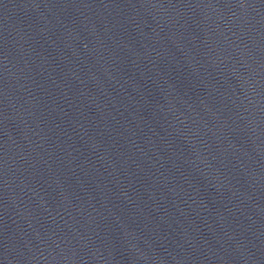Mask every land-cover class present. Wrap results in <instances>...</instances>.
<instances>
[{"label":"water","instance_id":"1","mask_svg":"<svg viewBox=\"0 0 264 264\" xmlns=\"http://www.w3.org/2000/svg\"><path fill=\"white\" fill-rule=\"evenodd\" d=\"M0 264H264V0L0 4Z\"/></svg>","mask_w":264,"mask_h":264}]
</instances>
